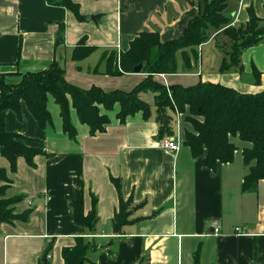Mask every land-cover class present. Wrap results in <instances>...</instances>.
I'll return each mask as SVG.
<instances>
[{"label":"crops","instance_id":"1","mask_svg":"<svg viewBox=\"0 0 264 264\" xmlns=\"http://www.w3.org/2000/svg\"><path fill=\"white\" fill-rule=\"evenodd\" d=\"M72 1L83 20L46 0H0V74H9L7 84L16 85L25 73L45 70L56 62L65 80L79 88L129 92L147 75L109 74L103 57L124 53L144 31L159 32L162 41L177 38L201 10L199 0H193V6L185 0ZM250 8L256 17L264 18V0H231L225 14L235 26H242L248 22ZM61 26L63 44L55 46ZM219 34L222 31L214 32L196 48L198 61L191 62V71H182L178 52L177 73L154 78L166 88L212 83L243 94L263 92L264 39L243 51L241 70L222 73L219 53L211 51L207 56ZM83 39L85 46L95 50L73 61L72 52ZM254 70L259 73L258 83ZM49 100L55 126L52 122L41 129L25 106L22 120L12 111L5 115L8 132L37 140L30 145L45 154L35 156L33 168L18 158L16 170L11 171L0 149V169L10 180L5 197L22 196L13 206L15 213L30 210L26 222L0 225V264H38L50 244L49 263L63 264L62 249L73 246L77 237L94 241L98 247L88 253L85 264H194L195 253L198 264H264V180L249 191L242 190L248 172L242 151L251 147L249 143L231 138L236 147L232 162L212 171L183 144L184 133L192 131L184 114L169 112L170 135H160L153 97L151 103L146 102L150 112L146 118L137 112L121 122L117 104L110 111L100 107L109 123L94 135L71 110L75 139L62 133L58 108L50 106ZM170 138L179 139L178 151L162 146ZM79 190L83 191L84 214L95 202L92 231L73 220L70 204ZM121 203L126 222L115 231L114 217ZM214 223L220 228L218 234L213 233Z\"/></svg>","mask_w":264,"mask_h":264},{"label":"trees","instance_id":"2","mask_svg":"<svg viewBox=\"0 0 264 264\" xmlns=\"http://www.w3.org/2000/svg\"><path fill=\"white\" fill-rule=\"evenodd\" d=\"M49 5L61 6L70 10L77 20H83L79 6L72 0H46ZM193 6V0H185ZM231 0H201L198 14L186 24L177 38L162 41L157 31L139 33L130 43L127 51L116 55L109 53L106 60V71L112 75L133 73L141 65L140 73L147 77L129 92L114 90L104 92L98 87L84 90L65 80L64 70L53 62L47 69L39 72H28L22 75L16 85L7 84L9 74H0V149L1 155L10 164L11 171L16 170L18 158H23L29 167H34V158L45 152L30 144L37 140L26 138L20 134L8 132L5 128V115L12 111L18 120H22L21 110L25 106L41 129L52 125L51 113L48 109L49 98L58 108L61 120V131L70 139H75L76 129L71 121L73 110L80 122L94 135L105 130L109 123L106 115L100 113V107L112 110L119 106L117 118L123 122L127 116L142 112L149 116V105L139 98L144 91L153 93L156 107V120L161 136L170 135L172 117L169 112L184 114V121L192 126V131L184 133L183 144L189 147L193 157L202 158L203 165L215 171L219 164H228L233 160L236 150L231 138H238L251 145L243 149V163L248 168L242 183V190L253 189L259 180H264V91L256 94H243L232 88L212 83H198L194 86L182 87L172 85L166 88L154 77L157 75L175 74L178 71L177 53L182 59V71L192 70L191 62L198 61L196 48L207 42L214 32L222 31L230 41L229 61L223 59L219 68L224 73L231 69L241 70V55L245 49L258 45L264 39V18L256 17L249 9V19L245 25L231 27V19L225 14L227 3ZM63 27L55 35V46L63 44ZM94 47L85 46L84 39L74 48L71 59L81 61L87 58ZM13 74V73H11ZM18 74V73H15ZM255 82L259 81V73L254 70ZM0 225L13 224L15 221L26 222L30 210L17 214L13 206L22 201V196L5 197L10 184L4 169H0ZM118 183L117 181H113ZM117 184V189H120ZM83 191H76L70 206L74 223L92 231L96 216L93 208L84 214ZM124 204L114 217V229L118 231L125 224L122 217ZM94 241L83 237L74 239V245L64 247L61 251L63 264H85L87 255L97 249ZM51 244L44 251L38 264H50L48 254ZM194 264H198V255L194 254Z\"/></svg>","mask_w":264,"mask_h":264},{"label":"rangeland","instance_id":"3","mask_svg":"<svg viewBox=\"0 0 264 264\" xmlns=\"http://www.w3.org/2000/svg\"><path fill=\"white\" fill-rule=\"evenodd\" d=\"M202 2V6H203V2L204 0H201ZM230 41L229 38L224 35V34H219L215 40H213V44H210L208 47V52L209 54L207 55L208 57L210 56V52L213 51L215 53V51H217V53H219L220 58L225 59L227 61H229V53H230ZM200 55L202 56V53L200 52ZM222 63V62H221ZM140 97L145 100L148 103L152 102V97H153V93L150 91H144L142 94H140ZM51 99V98H49ZM49 104L50 106H54V103L52 100H49ZM51 119L53 122V126H55V120L53 117V114L51 113ZM55 119L57 120V118L55 117ZM51 130L52 127H50Z\"/></svg>","mask_w":264,"mask_h":264},{"label":"built area","instance_id":"4","mask_svg":"<svg viewBox=\"0 0 264 264\" xmlns=\"http://www.w3.org/2000/svg\"><path fill=\"white\" fill-rule=\"evenodd\" d=\"M230 26L234 27L235 25L234 23H230ZM162 146L170 152H176L179 150L180 142L178 138L164 139L162 142ZM212 228L214 234H218L220 232V228L215 223L213 224ZM235 231L236 233H241L239 228H236Z\"/></svg>","mask_w":264,"mask_h":264},{"label":"water","instance_id":"5","mask_svg":"<svg viewBox=\"0 0 264 264\" xmlns=\"http://www.w3.org/2000/svg\"><path fill=\"white\" fill-rule=\"evenodd\" d=\"M92 20H94L93 17H92ZM141 67H142L141 65L137 66V67L133 70V73H140Z\"/></svg>","mask_w":264,"mask_h":264}]
</instances>
